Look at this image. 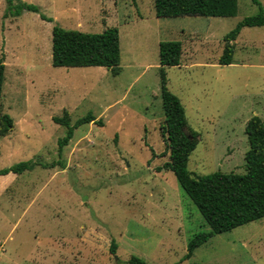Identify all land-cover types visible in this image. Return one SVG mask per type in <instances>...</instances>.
<instances>
[{"label": "rangeland", "instance_id": "obj_1", "mask_svg": "<svg viewBox=\"0 0 264 264\" xmlns=\"http://www.w3.org/2000/svg\"><path fill=\"white\" fill-rule=\"evenodd\" d=\"M19 3L39 11L15 16ZM260 7L264 14V0H237L233 17L158 18L154 0H0L1 105L13 121L0 137V170L33 164L0 176V264H126L132 256L148 264H264V219L215 235L188 257L189 241L210 227L173 173L157 170L168 161L158 44L177 41L181 61L165 69L167 88L199 138L187 170L245 173L246 123L253 116L264 123V26L240 31L233 64L217 61L224 36ZM54 26L117 28L120 74L53 67ZM64 113L71 126L94 121L59 148L67 128L53 118Z\"/></svg>", "mask_w": 264, "mask_h": 264}, {"label": "trees", "instance_id": "obj_2", "mask_svg": "<svg viewBox=\"0 0 264 264\" xmlns=\"http://www.w3.org/2000/svg\"><path fill=\"white\" fill-rule=\"evenodd\" d=\"M10 4V1H8ZM22 11L38 13L33 5L19 3L15 16ZM154 13L162 17H233L237 13V0H154ZM264 26V14L260 12L244 18L223 38V49L218 65L233 64L235 41L245 27ZM51 64L53 67L88 68L102 67L112 76H118L120 68L119 32L108 27L101 33H83L54 26L51 33ZM182 46L180 42H160L158 62L160 89L164 119L160 132L165 144L161 157L168 155L162 170L172 172L180 186L204 218L210 231L195 235L188 243V257L194 249L205 244L215 235L230 232L238 227L264 219V123L253 116L245 126L248 151L245 153V173L214 172L206 176L195 177L187 170L189 156L196 149L198 134L187 123L184 108L176 95L167 88L166 68L180 65ZM5 80V66L0 62V137L8 135L13 128L9 115L3 113L1 98ZM54 123L67 128L66 136L58 140L59 148L66 146L73 137L76 127L89 124L94 117L89 115L70 125L67 113L62 118H53ZM56 164H51L54 167ZM33 169L29 162L19 163L1 169L0 176L10 173L20 175ZM116 246L112 243L111 253ZM126 264H148L143 259L132 256Z\"/></svg>", "mask_w": 264, "mask_h": 264}, {"label": "crops", "instance_id": "obj_3", "mask_svg": "<svg viewBox=\"0 0 264 264\" xmlns=\"http://www.w3.org/2000/svg\"><path fill=\"white\" fill-rule=\"evenodd\" d=\"M236 42V41H235ZM119 46H120V60H121V45H120V34H119ZM158 49H159V44H158ZM185 59V58H184ZM188 61V62H187ZM186 61V63L187 64H190V63H192V61H191V59H189V60H187ZM194 62V61H193ZM159 63V62H158ZM233 63H234V61H233ZM187 64H185V65H187ZM191 66V65H190ZM160 67V66H159Z\"/></svg>", "mask_w": 264, "mask_h": 264}]
</instances>
